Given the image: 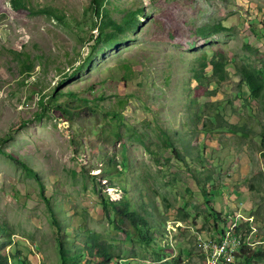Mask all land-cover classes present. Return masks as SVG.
Segmentation results:
<instances>
[{"label":"rangeland","instance_id":"rangeland-1","mask_svg":"<svg viewBox=\"0 0 264 264\" xmlns=\"http://www.w3.org/2000/svg\"><path fill=\"white\" fill-rule=\"evenodd\" d=\"M24 1L15 10L0 0V253L16 247L30 264H59L44 199L78 264L98 261L91 233L118 256L110 264H212L209 247L228 225L250 248L264 247V100L250 99L237 76L217 86L193 71L217 50L231 72L242 61L264 75V0H104L103 19L136 8L140 18L83 61L99 32L91 0ZM216 23L219 32L199 34ZM42 94L68 101L72 119L48 104L36 119ZM241 124L248 135L229 131ZM123 199L143 225L103 207ZM209 204L227 225L214 224ZM235 250L214 264H243Z\"/></svg>","mask_w":264,"mask_h":264},{"label":"trees","instance_id":"trees-1","mask_svg":"<svg viewBox=\"0 0 264 264\" xmlns=\"http://www.w3.org/2000/svg\"><path fill=\"white\" fill-rule=\"evenodd\" d=\"M26 3L28 1L24 0H12V6L15 10H21L23 8H26ZM104 0H91L90 1V6H88V9L95 13L96 17H100V20L97 22L95 20L92 21V26H98L99 32L98 34L94 37V35H90V38L88 40L92 41L91 44L88 46V52L84 55L82 58L83 60L91 58L92 54L98 47V45L102 43H109L115 40V37L118 32H122L123 30L127 28H133L135 26L136 21L140 18L141 14V9L136 8L135 10L128 11L120 21H111L110 19H103L107 13L104 8L103 4ZM40 12H46L51 14L55 19L63 21V16L58 15L54 12H52L51 8H43V9H38ZM111 27L112 29L107 31V28ZM221 28L220 23L212 24V25H205L202 26L199 29V34L201 35H211L214 33L219 32V29ZM263 30V35H264V21L261 24V27ZM253 32L255 34V30L253 29ZM208 56L206 52H203L201 54V57L199 60V67L200 69H193L194 71V77L199 81L200 84L203 82L201 81V78H206L209 79L212 77V81L218 86L222 84H228L230 81V78H234L235 76L238 77L239 79V84L238 87L240 88L241 85H245V87L248 90V94L250 99H257V100H264L263 94H264V75L260 73L255 66H252L248 63H244L242 61H233L232 64L233 66L231 67L233 71L231 72L230 68L229 70L227 69V64L230 62L229 59L225 57L223 53L220 51H215L212 52V55L209 59H206L205 57ZM24 71H29L31 70L30 66L27 65H22ZM83 67L82 62L77 64L76 67H73L72 71L68 73L69 76L75 75L80 69ZM207 67L210 68V75L207 77L204 73V69ZM124 68H128V65H125ZM209 94H213V91H207ZM69 95H72L71 93ZM48 95L42 94L39 97L38 100V105L41 107V111L39 113H36L35 118L36 119H41L42 115L45 112L46 109V104L53 106L57 110H60V113L65 116L66 119L70 120L72 119L73 112L71 111L72 107L71 104L68 101H62L58 102L54 100V102L50 100H45V97ZM81 101L86 102L87 100L85 98H82ZM219 115H215L213 118H216ZM25 122V121H23ZM205 129H210L208 128V124H204ZM229 131L232 133H239L242 135H248V133L251 131V128L247 127V125H232ZM119 137V135H117ZM259 136V134L257 135ZM260 138L264 140V131H261L260 133ZM175 150V149H173ZM0 152H2L0 150ZM3 154H6L2 152ZM9 156V154H8ZM13 159L16 163H18L21 167L25 169V171L33 175L35 172L31 167L26 165L24 162L19 161L16 158H11ZM113 160V159H112ZM114 161V160H113ZM215 187L212 188V192L215 191ZM43 192V189L41 187V194ZM211 192V195L213 194ZM206 197H208V193H204ZM210 195V196H211ZM46 201V204L48 206L49 212L52 215V222L55 225L53 230L56 234V242H57V247H58V256H59V264H78L74 263L73 260L77 259L79 257L78 253L74 254H69V251L64 249V246L62 245V238L63 234L60 231V226L57 223V220L53 216V210L52 207L49 206L48 199H44ZM122 201H108V202H103V207L107 209L108 207L114 211L115 215L120 218L121 221L123 220H131L132 224L137 225V222H141V224H144V220L141 216L135 215L134 213H130L128 211V208L126 206V203ZM208 202V201H207ZM210 205V206H209ZM206 208L209 210V216H211L214 220V224L221 222V224L224 226L225 224L227 225V216L222 217L219 212L214 210L211 204H209ZM109 210V209H107ZM183 212V211H182ZM183 217H187L188 214L183 212ZM133 217H136L138 220H135ZM139 222V223H140ZM247 224V223H246ZM248 225V224H247ZM249 230H251L249 228ZM2 232H4V229H1ZM223 230L221 232H217L219 235V239L222 238L224 234H222ZM246 233L242 235V239L240 240V246H239V258L242 260L244 259L243 264H252V260H263L264 261V247L262 246H255L254 248H250L247 243H245V238H246ZM10 247L13 246V243L11 241V238L7 239ZM262 240H264V235ZM87 241H91L93 244V248L89 249V252L94 254L93 258L97 259L98 261L96 264H110L112 257L118 258L117 255H114L112 252H110V247L109 245L99 242L98 239V234L96 233H91L87 237ZM147 247H150L147 244ZM163 248H161V253L163 252ZM22 252L17 249L16 247H13L10 250V253H0V264H9V260L12 258L14 264H30L29 260L27 259V256L22 255ZM158 254V252H156ZM167 254V253H165Z\"/></svg>","mask_w":264,"mask_h":264},{"label":"built area","instance_id":"built-area-1","mask_svg":"<svg viewBox=\"0 0 264 264\" xmlns=\"http://www.w3.org/2000/svg\"><path fill=\"white\" fill-rule=\"evenodd\" d=\"M227 228L228 229L224 232V235L222 236V238L219 240H216L214 242L215 245H214L213 249H211V247H209L210 248V251H209L210 256L209 257H211V258L214 257L212 264H214L216 262L215 260H217L220 256H223V255L228 256L231 254L230 253L231 250L234 251L235 249L236 250L239 249V246H240L239 236L236 235L235 233H233V234L231 233L232 228H229V225L227 226ZM227 242H230L229 245L226 244ZM234 242H237L235 247H233V245H231V243H234ZM231 247H233V248L231 249Z\"/></svg>","mask_w":264,"mask_h":264},{"label":"clouds","instance_id":"clouds-1","mask_svg":"<svg viewBox=\"0 0 264 264\" xmlns=\"http://www.w3.org/2000/svg\"><path fill=\"white\" fill-rule=\"evenodd\" d=\"M120 200V199H119ZM167 246H170V244H168ZM237 250H239V249H237ZM236 252V251H235Z\"/></svg>","mask_w":264,"mask_h":264}]
</instances>
